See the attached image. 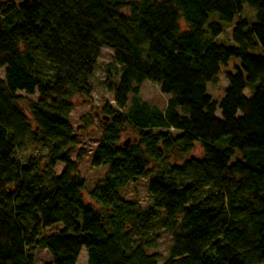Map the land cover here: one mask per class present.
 Returning <instances> with one entry per match:
<instances>
[{"label":"trees","instance_id":"1","mask_svg":"<svg viewBox=\"0 0 264 264\" xmlns=\"http://www.w3.org/2000/svg\"><path fill=\"white\" fill-rule=\"evenodd\" d=\"M244 3L254 22H234ZM229 28L233 45L217 43ZM103 46L113 106L102 108L91 160L108 167L88 192L96 208L71 159L68 118L71 98L92 93ZM233 57L240 65L212 99L206 84ZM0 70V264H42L37 249L46 264H77L82 248L87 264H158L146 249L154 224L173 237L161 264L264 262V0H1ZM145 80L173 95L163 109L139 96ZM19 91L38 94L28 114ZM127 128L133 140H122ZM30 135L48 145L41 165L13 157ZM151 164L149 206L125 200L120 191Z\"/></svg>","mask_w":264,"mask_h":264},{"label":"rangeland","instance_id":"2","mask_svg":"<svg viewBox=\"0 0 264 264\" xmlns=\"http://www.w3.org/2000/svg\"><path fill=\"white\" fill-rule=\"evenodd\" d=\"M1 1V0H0ZM12 1V0H10ZM15 3H18L20 0H13ZM255 7L250 6L247 3L243 4V8L240 16L235 17L234 22L239 18H246L250 22L256 20ZM122 12L129 14V9L122 8ZM209 21L215 20L220 22L219 16L216 13H210ZM221 23V22H220ZM181 26L185 27V23L181 21ZM230 30L226 29L217 37V43L224 44L227 46H232L229 34ZM100 55L97 58L96 67L92 74L91 78V87L92 93L89 97L84 96H73L71 98L72 107L71 113L69 115L68 121L72 128V132L76 138L75 145L70 150L71 159L76 161L77 170L80 176L84 178V190L83 197L85 202L90 203L97 208L96 204L88 197V192H90L95 185L104 179L105 173L107 171V166L94 167L91 164L92 156L94 154L95 148L97 147L101 134H102V124L105 120L102 118V108L104 105L109 104L113 106L112 93L108 90L105 85V80L107 78L106 68L108 64L112 61V50L107 47H102L100 50ZM240 65V60L233 57L226 63L220 66V73L217 76V79L213 82H208L206 84V93L212 97V99L220 100L224 95V89L228 85L226 78V73H234L236 67ZM116 65H113L111 68V73L114 78ZM4 70H0V78H3ZM139 96L142 100L146 101L150 105L157 106L158 108H164L167 100L173 96L171 93L166 94L162 93L159 89V85L145 80L140 84ZM247 91V90H246ZM248 92V91H247ZM22 97L25 100L21 102V105L24 111L28 114L27 100L37 101L38 94L26 95L23 91H19ZM129 102H130V95ZM179 113H184L182 109H178ZM216 114L219 115V110L216 111ZM35 125H33V130ZM135 138V132L131 128H127V132L123 135L122 140H133ZM21 148L15 151L13 157L22 163H27L31 159L40 160V165L43 164L44 160L42 157L48 153V145L44 144L43 141L30 135ZM192 155L195 157L203 156V149L200 148L198 143H195L194 151ZM78 156H80L79 159ZM184 157L183 159H185ZM182 159V160H183ZM42 160V161H41ZM182 160H179L182 162ZM64 166L58 163L55 164L54 172L55 174H60L63 171ZM145 176H142L137 182H130L126 187H124L120 194L127 200L132 202H137L143 207H148L151 200L148 194L149 182L152 178L159 174L156 165L151 164L149 171ZM178 219L183 218L182 213L178 214ZM62 227L61 223H56L52 227H46L44 232L49 234L55 230H58ZM148 241L155 243L154 248H146L147 252L150 254L157 253L160 258L158 259V264H161L162 261L166 258L169 253L170 245L173 242L172 233L167 230L161 229L157 224L153 225L152 230L149 233ZM81 253L78 256L77 264H87V252L85 248H82ZM35 260L38 263L46 264L51 262V256L48 254L46 249H37L34 251Z\"/></svg>","mask_w":264,"mask_h":264},{"label":"water","instance_id":"3","mask_svg":"<svg viewBox=\"0 0 264 264\" xmlns=\"http://www.w3.org/2000/svg\"><path fill=\"white\" fill-rule=\"evenodd\" d=\"M128 143H126V145H127ZM260 264H264V262L263 263H260Z\"/></svg>","mask_w":264,"mask_h":264}]
</instances>
